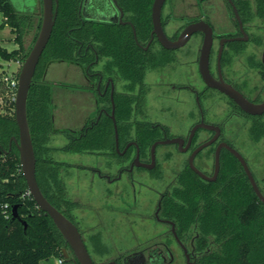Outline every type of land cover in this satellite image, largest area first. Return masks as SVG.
<instances>
[{
  "label": "flooded vegetation",
  "instance_id": "1",
  "mask_svg": "<svg viewBox=\"0 0 264 264\" xmlns=\"http://www.w3.org/2000/svg\"><path fill=\"white\" fill-rule=\"evenodd\" d=\"M87 1L80 0L78 16L128 27L135 45L152 61L153 67L132 87L129 82L101 71L103 62H98L96 56L84 70L76 63H70L82 70L85 80L82 89L94 98L95 115L83 124L79 132L91 127L101 116H107L112 122L114 134L113 149L99 152L115 160L112 166L114 173L106 170V167L83 165L81 168L92 176V181L95 177L98 181H105L108 186L122 181L133 188L136 181L134 172L149 177L157 170L159 148H171V152L183 156L182 168L173 174L162 191L148 190L155 199V205L146 220L165 227V231L155 237L157 241L148 239L147 243L145 241L100 264H172L175 257L173 245L184 258L185 264H199L205 250L200 248L204 235L197 226L204 222L201 214L205 209L206 193L218 202L222 191L228 190L236 199L237 187L241 182L264 205L256 196L242 164L231 152L233 150L241 156L255 186L264 197V111L261 114H248L231 97L206 84L199 72L200 50L205 36L203 32L193 33L178 48L166 49L152 35L151 9L150 30L146 39L139 41L129 14L123 12L117 2L121 18L111 0L99 3L100 9H104L101 14L95 13ZM166 1L161 10V26L166 38L175 42L186 26L197 22L206 23L212 37L208 71L213 82H223L248 103L261 105L264 102V17L259 12L260 8H264V2L179 0L181 7L177 14L173 0L169 1L167 8ZM233 7L238 18L234 15ZM57 8L58 2L56 13ZM152 74L153 77L148 80ZM116 99L122 114L118 122L115 119ZM158 99L168 101V105L165 111L153 113L151 101ZM173 104L182 107L180 125L172 116V111L169 112ZM174 126L182 127L183 131H175ZM12 138L8 141L9 149ZM1 150L6 152L2 147ZM58 162L62 170L68 165L63 161ZM179 176L182 178V187L177 182ZM137 183L140 184L139 181ZM180 187L184 198L183 220L186 228L177 233V221L174 220L175 191ZM133 190L131 200L126 198L124 190L119 192L121 212L124 214H131L137 206V190ZM61 205L71 217V207ZM139 218L143 220L145 216L140 215ZM72 221L78 229L73 218ZM88 252L91 256L92 250Z\"/></svg>",
  "mask_w": 264,
  "mask_h": 264
},
{
  "label": "trees",
  "instance_id": "2",
  "mask_svg": "<svg viewBox=\"0 0 264 264\" xmlns=\"http://www.w3.org/2000/svg\"><path fill=\"white\" fill-rule=\"evenodd\" d=\"M152 1L116 0L123 12L129 14L139 41L146 39L150 30ZM79 2L58 0L53 31L35 69L26 102L37 184L45 199L72 223L70 215L61 207V204L66 208L71 207L61 175L62 165L51 155L58 151L93 154L112 150L113 126L109 117L101 116L91 127L80 132L61 131L67 137L65 145L60 148L50 146V135L56 131L53 127L50 89L45 84L48 65L53 62L76 63L84 70L96 56L98 62H103L101 71L129 82L132 87L153 67L152 61L135 45L128 27L81 19L78 16ZM260 9L259 15L264 17V8ZM0 13L4 24L9 25L15 34L14 42L18 45L11 51L0 46V58L22 64L28 53L23 51L20 34L25 20L31 19L17 13L9 0H0ZM1 83L6 85L3 78ZM5 103L6 114H2L0 105V264H41L50 260H61V264H78L50 218L37 208L29 194L21 175L17 147L13 142L10 149L8 147V141L18 136L14 101L10 97L6 98ZM118 104L116 99L117 122L122 116ZM1 147L6 152H2ZM177 182L182 187L181 176ZM181 187L175 191L177 233L186 228ZM204 200L205 209L201 214L204 222L197 227L204 235L200 248L205 251L199 264H264V205L255 195L240 182L236 199L230 191L224 190L218 202L208 193ZM13 206H16L15 219H12Z\"/></svg>",
  "mask_w": 264,
  "mask_h": 264
},
{
  "label": "rangeland",
  "instance_id": "3",
  "mask_svg": "<svg viewBox=\"0 0 264 264\" xmlns=\"http://www.w3.org/2000/svg\"><path fill=\"white\" fill-rule=\"evenodd\" d=\"M17 13L29 16L31 20H25V26L21 29L20 41L23 51L29 53L35 42V37L40 28L42 18L41 0H10ZM169 1L165 3L168 7ZM176 4L177 14L181 3L173 0ZM11 27L4 24V18L0 13V46L7 51L16 49L18 45L14 42L15 34ZM21 63L7 62L0 58V105L2 114H6V98L11 97L7 85L1 80L4 76H15L19 74ZM153 77L148 76V80ZM85 80L82 70L68 62H53L47 67L45 84L50 89L51 112L53 127L56 132L50 135L49 145L60 147L67 142L66 134L61 131L77 132L85 122L95 115L94 98L92 94L83 91ZM7 88V89H6ZM165 97V96H164ZM153 99V98H152ZM162 101V102H161ZM168 101L158 99L151 101L153 113L165 111ZM172 116L179 125L182 107L173 104L169 108ZM177 117V118H176ZM175 127V126H174ZM176 128V127H175ZM182 132V127L174 129ZM158 168L149 177L141 172H134L137 190V206L131 214L121 212L119 192L124 190L126 198L133 197V188L118 182L108 186L105 181H98L95 177L85 172L83 165L106 167L114 173L113 164L115 160L110 156L100 153L71 154L65 152H54L51 157L56 161H63L67 166L63 167L62 179L67 193V199L71 205V217L78 226L82 238L94 264H100L114 258L118 254L134 249L148 239H154L165 231V227L152 224L146 220V216L152 213L155 199L148 190L162 191L164 186L170 182L173 174L179 171L183 165V156L171 152V148L161 147L157 150ZM140 182L138 184L137 182ZM127 186V187H126ZM128 199V200H129ZM145 216L142 220L139 217ZM160 240V239H158ZM151 242V241H149ZM174 262L172 264H185L184 258L173 245ZM41 264H56V260L43 262Z\"/></svg>",
  "mask_w": 264,
  "mask_h": 264
},
{
  "label": "water",
  "instance_id": "4",
  "mask_svg": "<svg viewBox=\"0 0 264 264\" xmlns=\"http://www.w3.org/2000/svg\"><path fill=\"white\" fill-rule=\"evenodd\" d=\"M10 1V0H9ZM102 0H88V6L95 13H104V9H100V2ZM11 2V1H10ZM58 0H41L42 3V18L40 28L27 57L24 59L19 74L18 85L14 100V120L18 129V136L12 138L13 143L17 147L19 166L21 175L26 183V187L30 196L34 200L37 208L42 211L46 216L50 218L56 229L61 234L65 244L71 251L75 261L78 264H93L92 258L85 246V243L81 237L80 232L76 226L70 222L63 214L55 209L42 195L39 186L36 181L35 175V155L33 151L32 141L27 123L26 115V102L28 98L29 88L34 76L35 69L39 62V59L50 39L53 31V27L56 19V5ZM114 8L122 16L121 10L116 4L115 0H111ZM165 0H153L151 7V20H152V35H155L158 42L166 49H174L182 46L189 37L195 32H203L204 39L202 42L200 57H199V72L201 73L204 81L208 86L218 88L221 92L231 97L237 105L248 114H261L264 111V102L259 106H254L248 103L238 92L231 87L225 85L223 82L214 83L210 77L208 71V53L211 47L212 37L211 29L204 22L192 23L186 26L180 33L178 39L175 42H170L161 26V10ZM12 4V3H11ZM13 6V5H12ZM16 11V10H15ZM233 12L236 18H238L235 8ZM113 118V117H112ZM115 139L117 140V131L114 125ZM233 155L242 164L246 175L248 176L256 196L264 204V197L260 194L254 181L243 161L241 156L235 151L231 150ZM216 160V169H218V156ZM201 177H204L200 174ZM17 218L16 206L12 208V219ZM176 238V235H175ZM64 256L67 257V251L64 250ZM188 263V257L186 256Z\"/></svg>",
  "mask_w": 264,
  "mask_h": 264
},
{
  "label": "built area",
  "instance_id": "5",
  "mask_svg": "<svg viewBox=\"0 0 264 264\" xmlns=\"http://www.w3.org/2000/svg\"><path fill=\"white\" fill-rule=\"evenodd\" d=\"M4 82L9 87V91L11 92V100H15L17 85H18V78L15 76H4L3 77ZM61 260H57L56 264H61Z\"/></svg>",
  "mask_w": 264,
  "mask_h": 264
},
{
  "label": "crops",
  "instance_id": "6",
  "mask_svg": "<svg viewBox=\"0 0 264 264\" xmlns=\"http://www.w3.org/2000/svg\"><path fill=\"white\" fill-rule=\"evenodd\" d=\"M46 73H47V70H46V72H45V75H46Z\"/></svg>",
  "mask_w": 264,
  "mask_h": 264
}]
</instances>
